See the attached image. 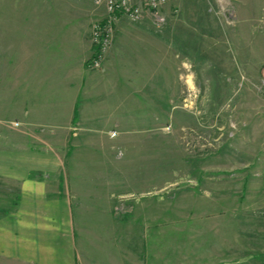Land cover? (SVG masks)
<instances>
[{"label": "rangeland", "instance_id": "1", "mask_svg": "<svg viewBox=\"0 0 264 264\" xmlns=\"http://www.w3.org/2000/svg\"><path fill=\"white\" fill-rule=\"evenodd\" d=\"M61 1L92 27L106 16L104 0ZM162 12L161 23L145 14L112 24L100 66L118 43L121 77L104 82L123 94L125 130L77 150L118 157L92 170L125 174L110 195L112 218L127 233L133 220L141 240L154 234L157 258L163 245L172 264H264V0H168ZM12 117L0 119V264H31L46 227L43 210L22 204L21 157L35 165L28 181L46 177L57 192L58 174L38 168L57 147L53 132Z\"/></svg>", "mask_w": 264, "mask_h": 264}, {"label": "crops", "instance_id": "2", "mask_svg": "<svg viewBox=\"0 0 264 264\" xmlns=\"http://www.w3.org/2000/svg\"><path fill=\"white\" fill-rule=\"evenodd\" d=\"M92 21L87 14H79L75 4L70 10L61 0H0V103L4 105L0 119L19 116L24 127L53 132L58 148L38 166L58 174L57 192L46 177L28 181L35 165L30 169L28 153L21 157V173L27 180L22 204L30 211L43 210L46 227L37 240L42 249L31 264H172L163 245L157 258L154 234L141 240L129 230L137 227L133 220L127 224V233L112 218L110 195L116 194V180L125 174L104 170L102 165L92 170V165L116 163L118 157L77 150L87 140H96L97 147L114 141L109 132L124 129L117 118L124 113V103L118 102L123 94L104 82L121 77L122 71L115 70L121 60V52H116L119 45L113 44L102 66L91 68ZM77 163L86 165L78 168L84 171H77ZM104 194L108 200L96 202ZM93 195L98 198L88 197Z\"/></svg>", "mask_w": 264, "mask_h": 264}, {"label": "built area", "instance_id": "3", "mask_svg": "<svg viewBox=\"0 0 264 264\" xmlns=\"http://www.w3.org/2000/svg\"><path fill=\"white\" fill-rule=\"evenodd\" d=\"M106 16L94 23L91 40L94 45L90 67L97 68L111 45L112 24L121 15L139 18L145 14L152 15L161 23L165 17L162 9L168 0H104Z\"/></svg>", "mask_w": 264, "mask_h": 264}, {"label": "trees", "instance_id": "4", "mask_svg": "<svg viewBox=\"0 0 264 264\" xmlns=\"http://www.w3.org/2000/svg\"><path fill=\"white\" fill-rule=\"evenodd\" d=\"M88 65H90V60H88Z\"/></svg>", "mask_w": 264, "mask_h": 264}]
</instances>
